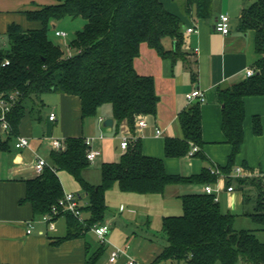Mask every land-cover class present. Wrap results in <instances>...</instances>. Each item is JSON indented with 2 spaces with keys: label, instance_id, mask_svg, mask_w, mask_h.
Segmentation results:
<instances>
[{
  "label": "trees",
  "instance_id": "obj_1",
  "mask_svg": "<svg viewBox=\"0 0 264 264\" xmlns=\"http://www.w3.org/2000/svg\"><path fill=\"white\" fill-rule=\"evenodd\" d=\"M213 2L182 0L181 5L186 15L209 18L213 14ZM25 13L27 19L37 22L38 26L25 29L13 22L6 32L9 48L2 49L0 45V93L18 92L8 115L11 130L5 133L0 126V150L7 149L11 139L19 136L20 124L27 112L42 116L41 112L37 113L40 108L36 110V107L44 105L42 95L48 92L77 97L82 120L95 116L101 106L110 103L117 130L126 124L133 134L138 121L157 115L160 96L155 78L138 73L134 61L144 43L164 59L175 61L180 57L184 23L178 14L166 9L162 0H58ZM66 17L86 20L82 29L68 41L73 49L71 56L67 55L66 47L62 48L49 35L51 23ZM240 28L255 32L259 59L255 75L218 87V98L223 106L222 130L232 151L225 166H216L225 173L229 183L228 175L244 140V99L264 96V0L243 9ZM168 39H171V48L165 45ZM6 60L9 63L4 65ZM179 117L184 136L165 138V155H186L192 145H198L200 149L194 155L204 156L201 103H192ZM253 128L257 134L262 132L260 117H254ZM87 148L85 137H67L62 149L51 151L49 165L43 172L26 180V195L20 202H29L38 216L49 212L64 196L59 171L72 175L88 197V205L81 206L83 212L89 213L85 223L68 213V232L54 244L84 236L93 225L105 223L106 191L115 184L125 192L164 194L170 186L214 184L219 178L209 167L191 175L169 173L164 158L145 154L141 139L135 136L118 161L102 163L101 182L92 184L83 176V171L91 164ZM237 182L241 188L251 185L256 189L254 199L245 193L246 203L254 200L253 210L245 214L264 229V184L256 179L240 178ZM181 199L183 213L163 218L162 232L167 243L155 262L264 264V242L253 230L235 229L236 214L223 210L213 194L191 192L182 194ZM88 245L87 252L90 251ZM104 252L105 244L100 243L86 264H96ZM0 264L7 263L0 261Z\"/></svg>",
  "mask_w": 264,
  "mask_h": 264
},
{
  "label": "crops",
  "instance_id": "obj_2",
  "mask_svg": "<svg viewBox=\"0 0 264 264\" xmlns=\"http://www.w3.org/2000/svg\"><path fill=\"white\" fill-rule=\"evenodd\" d=\"M56 2L58 0H0V37L7 35L8 26L13 22L19 23L25 29L37 27L38 23L29 21L25 11ZM250 2V0H214L213 14L209 18L179 14L184 23L182 50L185 51V55L175 61L162 58L154 48L149 47L146 43L141 46V53L134 61L135 68L140 74L154 76L160 101L155 122L150 125L149 117H146L148 125L146 127L137 126L134 134L126 124L117 130L111 107L105 111L101 106L95 116L82 120L80 100L66 94L59 93L60 105L58 109L51 110L57 114L55 120L49 119L51 111L43 116L27 112L20 124L19 135L27 136L30 145L17 148L15 141L18 136H16L11 139L7 149L0 150L1 262L7 264H86L91 253L100 246L98 241L99 244L95 248L92 247L88 233L54 244L68 232L67 216H60L47 223L42 221L40 216L34 214L29 202H20L26 195V180L38 175L34 166L36 155L40 154L49 161L50 153L53 150L49 146L48 150H46L47 147L45 148L46 143L51 144L50 138H54L53 135L47 134V128L44 130L43 137L38 138L33 134L35 122L41 124L50 122L59 125L63 137L60 139L63 140L70 136L93 137L92 146L101 150L98 157H101L102 163L118 161L120 159L118 157H121L126 151L121 148L122 136L135 135L141 139L144 153L164 158L166 169L169 171L167 160L176 157L165 155V138H183L184 132L179 114L192 104L188 102L186 93L200 88L206 93L207 100L201 104L203 139L205 141L201 152L204 156L200 154L192 156L196 157L195 161L200 166L197 173L211 165L225 166L227 164L232 146L226 141L222 130L223 106L218 98V87L237 83L247 77L246 70L248 68H256L259 55L255 47V32L242 30L240 24L237 25L232 19L234 17L231 16V13L234 12L240 21L243 9L250 6L252 4ZM221 13H228L231 17L232 28L228 34H222L215 29L216 18ZM193 25L197 31L188 32L187 29ZM53 26L56 27L55 24ZM244 100L246 106L244 140L241 151L236 156L233 169L236 166H243L247 170L264 173V96H247ZM29 109L30 106L27 111ZM255 116L260 117L262 122V132L259 134L255 133L253 128ZM110 117L114 119L113 126H105L104 120ZM100 118L103 120L100 121ZM156 128L162 130L160 136L156 135ZM118 148L122 149L120 155L114 152V149ZM90 169L91 166L83 171L84 178L92 184H99L102 172L100 181L97 179L94 181L91 180ZM169 173L173 172L169 171ZM58 175L64 191L77 193L79 198L84 197L85 205H88L86 193L80 189L81 186L75 179L74 182L71 180L70 176H73L63 170L59 171ZM238 179L240 178L231 177L229 183L228 178L219 177L214 183V186L220 190L219 202L222 209L235 213L236 217L241 214L247 215L245 212L249 211L246 209L244 188L253 193L256 192V189L251 185H245L244 188L239 187ZM241 179L261 180L260 178ZM233 181L235 184H232ZM228 183L233 185L235 190L228 191L227 187L230 186ZM204 185H185L183 193L177 192L176 197L185 193L204 192ZM171 187H168L164 194L125 192L120 190L117 184L110 189L118 190L120 197L133 200L131 204L139 207H141L140 201H138L141 199L139 197L143 196L137 195H152L148 199L160 202V208H156L155 211H157L156 214L159 215L162 224L165 216L172 215L169 214L170 211L166 210V205L163 202ZM110 189L106 191L107 205V193ZM78 190L82 191L83 196ZM80 205L83 206L82 203ZM180 209L183 211V204ZM134 210H136L135 207L129 209L131 212ZM142 210L147 215H151L149 212L151 207L148 204L145 205V208L142 207ZM174 210H178V208ZM115 217L116 214L110 217L108 213L105 221L110 225L107 242L109 257L115 247L128 245V255L143 264H187L173 261L155 262L164 246H157L153 239V233L147 232V235L142 236L134 234L129 237L124 232H118L112 227V220H115ZM29 224L33 225L30 233L27 232ZM122 236L124 237L122 238ZM87 245L90 246L89 252H87ZM103 256L104 254L96 264H127L128 261L127 255H121L116 262H111L108 257L107 260L100 263Z\"/></svg>",
  "mask_w": 264,
  "mask_h": 264
},
{
  "label": "rangeland",
  "instance_id": "obj_3",
  "mask_svg": "<svg viewBox=\"0 0 264 264\" xmlns=\"http://www.w3.org/2000/svg\"><path fill=\"white\" fill-rule=\"evenodd\" d=\"M250 1H251L250 2L251 4L253 3V1L255 2L257 0H250ZM181 2L182 0H163V3L166 6V9L173 11L175 13H178V15L183 14ZM235 15L236 14H234V12L231 13V16L234 17L232 19L237 23V25H239L240 21L238 18H236ZM85 23H86V20L83 17H66L62 20H55L50 25L49 35L57 44H60L62 48H64L65 41L72 40L73 37L75 36L76 31L79 29H82ZM53 24H55L56 27H54ZM55 29L65 30L68 33L67 37L63 38V37L57 36L55 34ZM0 44H1L2 49L9 48L10 43H9V39L7 35H3L0 37ZM165 45L167 48H171L172 46L171 39H168ZM184 54H185L184 50H180L178 52V56H182ZM60 98H61L60 94L56 92L44 93L42 95L44 105L42 107H36V110L40 108V111H37V113L41 112L43 116L45 113L49 114V112L54 108L58 109L60 105ZM110 107L112 108V105L110 103H106L103 105V108L105 111L107 110V108H110ZM149 122H150V125H152L155 122V117L150 116ZM45 128H47L48 135L50 136L53 135L54 138H63L61 136L62 134H61L60 126L54 123L52 124L50 122L47 124L45 123L41 124V123L35 122L33 126V134L35 135V137H38V138L43 137L45 133L44 131ZM50 145L51 144L46 143V146H45V148L47 147L46 150H48V146L50 148L52 147ZM121 151L122 149L120 148H118L117 150L114 149L115 153L117 154L119 153L118 155H120ZM118 158H120V156ZM195 160H196V157H192L189 154L181 155L176 158H169L167 160L168 170L172 171L173 173L182 174V175H190V174L197 173L200 166L199 164L197 165V162ZM90 166H91V169L89 172H90L91 180L93 179L95 181V179H97V181H100L101 166H102L101 157H98L94 161H92ZM70 178L74 182V178L71 176ZM233 183L235 184V181H233L232 184ZM228 185L230 184L228 183ZM184 186L185 185L172 186L169 193H167V196L165 197L163 202L166 205V210L170 211L169 214L180 215L183 213V211L180 209L182 207L181 196L176 197V195H177V192L179 191L183 193ZM81 190H78V192L83 196V193ZM243 191H245L246 195L250 194L252 196L251 199L252 198L254 199L256 197L255 193L251 192L250 190H246L244 188ZM137 196H143V197H139L141 199L138 200L140 201L141 207L133 206L131 204L133 200L129 198L120 197L118 190H115V189L109 190V192L107 193L108 209H107L106 215L109 213L110 217L111 216L113 217L114 214H116L115 220H112V227L115 228L116 231L118 232H121V231L124 232V234L128 235L129 237L134 236V234H137L138 236L147 235V232H151L154 235L153 239L155 240V243L157 244V246L159 245L164 246L167 243V241L165 239L164 233L162 232L161 220L159 218V215L156 214L157 211H155L156 208H160V202L151 201L153 199H148V197L152 195H145V196L137 195ZM79 201L80 203H82L83 206H86L85 205L86 201L84 197L79 198ZM253 201L254 200H252L249 203H246V209H248L249 211H252L254 208ZM147 204L151 207V210L149 211L151 215H147L146 213H144V210H142V207L145 208V205ZM132 207L136 208L134 212L129 211V209L130 208L132 209ZM175 208L176 209L178 208V210H174ZM84 216L86 218L89 216L88 211H85ZM148 219H149V222H148ZM234 227L237 230H242V229L253 230L255 231L257 237L262 242H264V229L262 228L260 224L253 222L249 216L243 215V214L237 216L235 219ZM123 237L124 236H122V238ZM88 239L92 243L93 248H95L99 244L96 236L91 230L88 233ZM105 246H106L105 247L106 251L100 263H103V261L107 260L109 257L108 243H106ZM216 264H220V263L217 262ZM238 264H244V262L240 261Z\"/></svg>",
  "mask_w": 264,
  "mask_h": 264
},
{
  "label": "built area",
  "instance_id": "obj_4",
  "mask_svg": "<svg viewBox=\"0 0 264 264\" xmlns=\"http://www.w3.org/2000/svg\"><path fill=\"white\" fill-rule=\"evenodd\" d=\"M232 25H231V17L228 13H221L215 21V29L221 32L222 34H228L231 31ZM188 32H195L197 31V28L195 25L189 27L187 29ZM55 34L60 37H67L68 33L65 30L55 29ZM65 47H66V53L68 56H71L73 54V49L68 44V41H65ZM9 61L6 60L4 62L5 64H8ZM256 69L255 68H248L246 70V76L251 77L255 75ZM18 93V92H17ZM17 93H10L9 95H5L0 93V126L1 130L3 132H8L11 130V123L9 121L8 115L11 111L14 103L17 100ZM186 98L189 103H204L207 100L206 93L202 91L200 88H195L189 92L186 93ZM57 117L56 112L53 110L49 114L50 120H55ZM103 118H100V121H102ZM148 125L146 119H142L138 121V127H146ZM155 133L157 136H160L162 134V130L160 128H156ZM133 137L135 136H122L121 140V148L126 150L131 141L133 140ZM93 137H86L85 143L88 146L87 148V158L92 162L94 161L100 154L101 150L94 148L93 145ZM52 148L54 150H60L64 146V140L60 138H50ZM30 145V140L27 136L19 135L17 137V140L15 141V146L17 148L27 147ZM200 147L198 145H192L190 150L188 151V154L190 156H193L196 152H198ZM49 165V161L41 156L40 154L36 155V161H35V169L38 174L42 173L44 168ZM209 170L212 174H216L219 177H225L224 172L218 167V166H210ZM228 177H239V178H260L262 182L264 183V173L263 172H254L251 170H247L243 166H236L234 167L233 171L228 175ZM228 191L235 190V187L233 185H230L227 187ZM204 191L208 194H213L216 201H219V188H216L214 184H205L204 185ZM74 215L81 223H85L86 217L84 216V212L82 210V207L79 203V197L74 192H65L64 196L61 197L57 203L53 204L49 212H46L40 216L41 220L47 223H50L54 219L60 217V216H66L67 214ZM33 225L29 224L27 232H32ZM91 231L96 235L99 243L106 244L108 242V235L110 233V225L105 222L103 224H95L91 227ZM128 245L126 246H117L115 247L111 253H110V261L116 262L118 258L121 255H127L128 261L127 264H143L139 261H137L136 258L131 257L128 255L127 252Z\"/></svg>",
  "mask_w": 264,
  "mask_h": 264
},
{
  "label": "water",
  "instance_id": "obj_5",
  "mask_svg": "<svg viewBox=\"0 0 264 264\" xmlns=\"http://www.w3.org/2000/svg\"><path fill=\"white\" fill-rule=\"evenodd\" d=\"M54 27H55V26H54ZM0 45H1V44H0ZM113 121H114V119H113L112 117H110V118L105 119L104 122H103V124H104L105 126H113Z\"/></svg>",
  "mask_w": 264,
  "mask_h": 264
}]
</instances>
